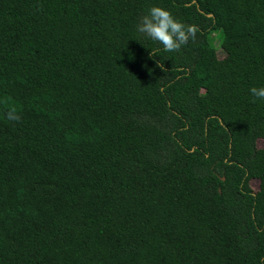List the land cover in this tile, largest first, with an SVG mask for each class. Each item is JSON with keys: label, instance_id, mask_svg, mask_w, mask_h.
I'll return each instance as SVG.
<instances>
[{"label": "trees", "instance_id": "obj_1", "mask_svg": "<svg viewBox=\"0 0 264 264\" xmlns=\"http://www.w3.org/2000/svg\"><path fill=\"white\" fill-rule=\"evenodd\" d=\"M253 86L264 0H0V264H264Z\"/></svg>", "mask_w": 264, "mask_h": 264}, {"label": "clouds", "instance_id": "obj_2", "mask_svg": "<svg viewBox=\"0 0 264 264\" xmlns=\"http://www.w3.org/2000/svg\"><path fill=\"white\" fill-rule=\"evenodd\" d=\"M135 31L156 42V51L171 53L179 52L190 39H194L198 28L174 17L167 8L154 4L139 17ZM249 93L254 99L264 100V86L250 87ZM6 117L8 120H17L16 109L9 108Z\"/></svg>", "mask_w": 264, "mask_h": 264}, {"label": "rangeland", "instance_id": "obj_3", "mask_svg": "<svg viewBox=\"0 0 264 264\" xmlns=\"http://www.w3.org/2000/svg\"><path fill=\"white\" fill-rule=\"evenodd\" d=\"M215 44L217 46V54L220 58H223L225 55H226V50L220 46V39H219V36L218 35H215ZM258 145L259 146H262L263 145V140L259 139L258 140ZM250 184L252 186V188L254 190H257L259 188V185H260V181L258 179H251L250 180Z\"/></svg>", "mask_w": 264, "mask_h": 264}]
</instances>
